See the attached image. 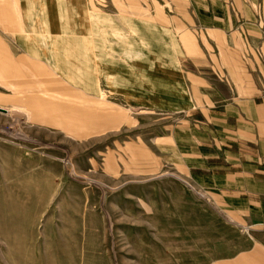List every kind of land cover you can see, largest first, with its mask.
<instances>
[{
	"label": "rangeland",
	"instance_id": "1",
	"mask_svg": "<svg viewBox=\"0 0 264 264\" xmlns=\"http://www.w3.org/2000/svg\"><path fill=\"white\" fill-rule=\"evenodd\" d=\"M189 2L87 0L178 30L193 22ZM206 34L198 68L212 76ZM254 48L264 64V44ZM101 96L45 103L0 88V264H210L264 239L169 163L164 139L186 112L114 109Z\"/></svg>",
	"mask_w": 264,
	"mask_h": 264
},
{
	"label": "crops",
	"instance_id": "2",
	"mask_svg": "<svg viewBox=\"0 0 264 264\" xmlns=\"http://www.w3.org/2000/svg\"><path fill=\"white\" fill-rule=\"evenodd\" d=\"M189 5L193 22L178 30L171 20L95 11L87 0H0V88L45 103L104 93L114 109L186 112L164 139L169 163L264 232V64L254 48L264 44V0ZM201 31L214 43L212 76L198 68ZM210 264H264V239Z\"/></svg>",
	"mask_w": 264,
	"mask_h": 264
},
{
	"label": "water",
	"instance_id": "3",
	"mask_svg": "<svg viewBox=\"0 0 264 264\" xmlns=\"http://www.w3.org/2000/svg\"><path fill=\"white\" fill-rule=\"evenodd\" d=\"M0 110L3 112H7V109H5V108H0Z\"/></svg>",
	"mask_w": 264,
	"mask_h": 264
}]
</instances>
